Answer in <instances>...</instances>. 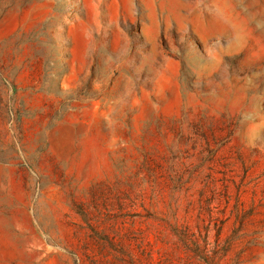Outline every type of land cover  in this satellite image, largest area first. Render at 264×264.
Returning a JSON list of instances; mask_svg holds the SVG:
<instances>
[{
	"label": "rangeland",
	"instance_id": "rangeland-1",
	"mask_svg": "<svg viewBox=\"0 0 264 264\" xmlns=\"http://www.w3.org/2000/svg\"><path fill=\"white\" fill-rule=\"evenodd\" d=\"M0 264H264V0H0Z\"/></svg>",
	"mask_w": 264,
	"mask_h": 264
}]
</instances>
